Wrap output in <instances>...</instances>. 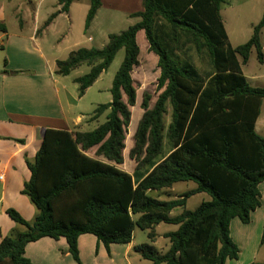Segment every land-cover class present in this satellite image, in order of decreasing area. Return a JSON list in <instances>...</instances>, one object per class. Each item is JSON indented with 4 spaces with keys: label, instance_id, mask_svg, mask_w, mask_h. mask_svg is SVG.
Wrapping results in <instances>:
<instances>
[{
    "label": "trees",
    "instance_id": "obj_1",
    "mask_svg": "<svg viewBox=\"0 0 264 264\" xmlns=\"http://www.w3.org/2000/svg\"><path fill=\"white\" fill-rule=\"evenodd\" d=\"M79 0H59L61 10L46 21L68 14ZM226 0H143V11L132 15L136 24L109 35L102 48H79L57 61L56 73L68 76L81 66L90 68L75 79L83 97L124 49L125 57L113 79L110 103L100 104L92 119L106 115L92 131L47 129L36 160L27 161L31 178L24 184L36 209L33 222L17 211L8 216L25 230L13 231L0 243V264H30L26 246L44 237L65 238L72 257L79 261L78 239L95 235L108 249L129 244L136 228L149 231L150 243L136 249L153 264H226L239 260L240 248L231 238V222H251L261 207L264 183V137L256 130L264 88L253 87L242 73L253 50L264 62L261 21L252 37L233 47L221 13ZM102 6L90 0L85 19L88 30ZM163 24L170 32L158 33ZM143 31L149 50L158 57V95L143 93L144 110L134 135L130 157L133 175L116 167L125 162L127 129L137 102L133 71L139 67L138 33ZM181 34L192 38L197 52L206 51L212 70L202 76L191 62L172 48ZM170 41V42H169ZM5 72V71H4ZM168 117V121H167ZM104 157L113 163L90 157ZM193 181L197 187L176 199L161 201L149 193ZM205 193L209 201L188 210V199ZM183 208L177 216L172 211ZM160 224L178 226L165 235L170 247L164 254L152 245ZM261 243L264 244V233ZM250 264H264L252 262Z\"/></svg>",
    "mask_w": 264,
    "mask_h": 264
},
{
    "label": "crops",
    "instance_id": "obj_2",
    "mask_svg": "<svg viewBox=\"0 0 264 264\" xmlns=\"http://www.w3.org/2000/svg\"><path fill=\"white\" fill-rule=\"evenodd\" d=\"M9 1L12 2L13 11L16 15L18 14L17 16H19L20 11L26 10L31 16L32 23L29 26L28 33H26L23 30L24 24L21 19L20 34H8V28L5 24L6 6L3 5L0 9V33H2L1 36L6 37V44L0 43V49L9 51L13 46L17 51L15 56L14 54L10 55L8 52L9 56H6L4 63L0 66V243L11 232L25 230L24 226L16 223L8 216V210L17 211L27 221L33 222L36 217L35 206L31 199L22 193V190L24 184L31 178L27 161L33 163L36 160L45 131L47 129H57L89 132L103 123L108 114V112L105 114L103 120L101 118L104 114L97 119H92L100 104L93 105L92 112L81 110L82 102L89 90H92L98 84L108 70L104 71L96 83L86 90L83 97L79 96V84L75 82V79L81 75H74L79 68L72 71L68 76H59L56 73L58 60H66L72 51L79 48H94L87 45V43L95 41L93 36H88V39L84 41L79 40L78 36L73 37L70 24L67 34L62 38L68 39L65 47H58L55 42L52 45L46 44L49 39L45 34H49L51 28L56 27L59 19H66L69 23H73L75 11L80 6L85 17V24L90 8V0H79L73 3L68 14L59 13L47 26V33L41 31L40 25L48 20L45 21L46 17L50 18L54 13L61 10L59 0L51 1L52 8L45 14V18H42V15L48 0H38L37 2L24 0L20 5H15L13 0ZM81 1L86 3L81 5ZM101 2L102 6L91 23L88 32L94 30L100 19H106L107 17L111 20L109 25L119 26L123 22H127L126 28L140 21L138 18H133L132 15L143 11V0H101ZM227 34L229 33L227 32ZM139 35L140 32L138 33V41ZM83 37H86V35H83ZM148 45L146 48H148ZM29 48L32 51L30 57ZM66 78L70 79V86L67 85ZM246 78L248 79L247 76ZM249 84L253 86L250 82ZM111 89L112 87L109 90L111 91ZM98 91L100 92L102 89ZM111 101L112 96L107 103ZM95 151L96 149H92L88 152V155L100 159L104 163L113 164L104 157H96ZM116 167L130 175L134 173L125 170L122 165H116ZM179 214H177V210L171 212L173 217ZM161 225L156 228L157 235L152 245L164 254L170 247V241H166L168 238L165 235L177 231L178 226H176L177 230L159 233L158 229ZM137 230H135L133 239L129 244L113 243L109 249L95 235L85 234L80 236L78 239L80 262L72 257L73 255L69 251V245L65 238L54 240L51 237H44L36 242L29 243L26 246L24 256L30 264H153L136 249L142 244L150 243L149 231H144L146 233L142 234L138 233ZM159 241H163L160 246ZM228 263L227 261L226 264Z\"/></svg>",
    "mask_w": 264,
    "mask_h": 264
},
{
    "label": "rangeland",
    "instance_id": "obj_3",
    "mask_svg": "<svg viewBox=\"0 0 264 264\" xmlns=\"http://www.w3.org/2000/svg\"><path fill=\"white\" fill-rule=\"evenodd\" d=\"M22 1L24 0H13V3L15 5H20ZM37 1L38 0H33V2ZM51 1L53 0H48L46 2L42 18H45V14H47L52 8ZM85 1H81L80 4L82 5L83 3H86ZM3 5L6 6L5 24L8 28V34H20L21 19L24 24L23 30L28 33L29 26L32 23L30 14H28L27 11L24 10L23 12L20 11L19 16H17L18 14L16 15L14 13L12 2H10L9 0H0V9ZM81 9V6L79 7V9H76L73 23H69L66 19H59L56 27L51 28L49 34H45L46 37L49 39L46 42L47 45H52L55 42L58 47H65V43L68 39L62 38L65 34H67V31L70 28V24L72 28L73 37L78 36L79 40L84 41L88 39V36H93L95 41L93 43H87V45H91L94 48H101L104 46V44L109 42L108 33L119 34L125 31V29H127V22H123V24H120L119 26H111L109 25L111 20H109L107 17L106 19H100L99 23L96 24L94 30L92 32H88V30H85V17L83 12H81ZM221 13L225 21L226 30L229 33L228 35L230 38V42L234 47H237L246 43L249 38L252 37L253 27L258 24L263 17L264 0H226V2L222 5ZM48 18L49 17H46L45 21ZM45 24L46 22H42V24L40 25V29L43 33H47V27L45 26ZM157 32L159 34L161 32L164 34H168V36L171 37L169 30L163 24L158 25ZM1 35L2 33H0V36ZM83 35H86V37H83ZM5 40L6 37L1 36L0 43L6 44ZM138 42V45L141 48V64L139 67L134 69L132 74L133 79L135 80V85L137 87V102L135 107L131 108V124L127 129V139L125 140V162L122 164V167L125 170L131 172H134V169L136 167V162L130 157V151L134 146L133 139L138 127V123L144 113V110L141 108L143 93H149L152 96L150 107H153L158 95L161 92L158 90V78L160 75L158 67V57L154 55L153 52H150L148 45L149 42L147 41L145 33L143 31L140 32ZM262 42L264 47V29L262 30ZM172 44V48L176 50L175 52L178 57H180L183 61L193 63L198 68V71L201 73L202 76H206L212 70V64L208 53L206 51L197 52L194 48V44L190 36L181 34L179 43L172 42ZM147 45L148 48H146ZM8 52L10 55H17V51L13 46L9 49V51H6L5 49H0V66L4 63V59L6 58V56H9ZM30 53L32 54V51H30L29 48V57ZM124 57L125 51L124 49H122L117 54V57L113 62L112 66L109 67L108 72L102 76L101 80L96 86H94V88H92V90H89L87 96L82 102V111L92 112L91 110L93 109V105L96 106V104H106L109 101L111 97L109 89L112 87L113 78L116 72L118 71L119 67H121ZM242 69L243 74L248 77L249 82L253 86L264 87V63L259 62L255 50L252 51L248 62L246 64H242ZM88 72L89 67L81 66L74 73V75L83 76ZM66 82L67 85L70 86L69 78H66ZM99 89H102V91L99 92ZM102 117L103 118H101V120L104 119L105 114ZM256 130L261 136L264 137V99L261 107V116L257 121ZM196 186L197 184L193 181L182 182L176 184L170 190L155 191L149 194L152 198L161 201H168L189 191L192 188H195ZM260 192L262 205L254 212V214H252L251 222L249 224H244L238 218H236L231 223V238L240 248V258L239 260H228V264H250L252 262H264V244L261 243V239L263 238L264 233V183L260 185ZM209 200L210 196L205 193L193 195L188 199L186 208L188 210H195L203 202ZM183 210V208L177 209V214L183 212ZM136 229H138V233H146L144 232V230H141L139 228ZM169 230H177V227L173 226V224H162L161 227L158 229L159 233ZM166 241L169 242L168 239ZM162 243L163 241H159V246Z\"/></svg>",
    "mask_w": 264,
    "mask_h": 264
},
{
    "label": "built area",
    "instance_id": "obj_4",
    "mask_svg": "<svg viewBox=\"0 0 264 264\" xmlns=\"http://www.w3.org/2000/svg\"><path fill=\"white\" fill-rule=\"evenodd\" d=\"M1 178V177H0Z\"/></svg>",
    "mask_w": 264,
    "mask_h": 264
}]
</instances>
